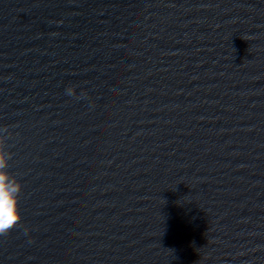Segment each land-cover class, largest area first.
Listing matches in <instances>:
<instances>
[{
	"label": "water",
	"instance_id": "water-1",
	"mask_svg": "<svg viewBox=\"0 0 264 264\" xmlns=\"http://www.w3.org/2000/svg\"><path fill=\"white\" fill-rule=\"evenodd\" d=\"M2 126L0 264H264V0H0Z\"/></svg>",
	"mask_w": 264,
	"mask_h": 264
},
{
	"label": "clouds",
	"instance_id": "clouds-1",
	"mask_svg": "<svg viewBox=\"0 0 264 264\" xmlns=\"http://www.w3.org/2000/svg\"><path fill=\"white\" fill-rule=\"evenodd\" d=\"M66 94L76 95L75 87H68ZM11 136L8 126L0 127V236H6L21 227L23 221L20 201L24 185L8 171L13 158V154L8 150Z\"/></svg>",
	"mask_w": 264,
	"mask_h": 264
}]
</instances>
